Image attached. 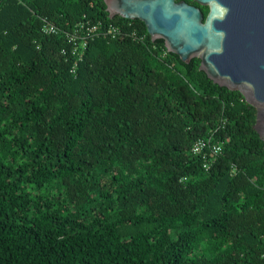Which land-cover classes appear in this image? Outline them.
I'll return each mask as SVG.
<instances>
[{"label": "trees", "instance_id": "16d2710c", "mask_svg": "<svg viewBox=\"0 0 264 264\" xmlns=\"http://www.w3.org/2000/svg\"><path fill=\"white\" fill-rule=\"evenodd\" d=\"M84 18L122 31L73 73ZM199 64L103 0H0V264H264L256 109ZM212 131L205 170L191 145Z\"/></svg>", "mask_w": 264, "mask_h": 264}, {"label": "water", "instance_id": "95a60500", "mask_svg": "<svg viewBox=\"0 0 264 264\" xmlns=\"http://www.w3.org/2000/svg\"><path fill=\"white\" fill-rule=\"evenodd\" d=\"M109 17L144 22L152 39L214 83L238 90L256 109L253 128L264 140V0H103Z\"/></svg>", "mask_w": 264, "mask_h": 264}, {"label": "built area", "instance_id": "2783aa9c", "mask_svg": "<svg viewBox=\"0 0 264 264\" xmlns=\"http://www.w3.org/2000/svg\"><path fill=\"white\" fill-rule=\"evenodd\" d=\"M43 25L42 31L45 33H58L59 29L52 23L48 22L46 18H42ZM122 31L121 26L115 25L111 22H103L101 20L91 21L84 18L78 21L72 29L63 31L66 40L69 44L70 53L75 56V60L71 66V72L75 73L77 69V63L82 59L88 42L96 36H108L114 37ZM132 34H135L134 30ZM139 39H143V36H139ZM62 53L66 52L63 48ZM224 123V122H222ZM223 143L220 139H215L213 131L204 137H199L191 145V152L195 155H199L202 160V167L207 170L212 163L218 158L222 152Z\"/></svg>", "mask_w": 264, "mask_h": 264}, {"label": "flooded vegetation", "instance_id": "af4514ba", "mask_svg": "<svg viewBox=\"0 0 264 264\" xmlns=\"http://www.w3.org/2000/svg\"><path fill=\"white\" fill-rule=\"evenodd\" d=\"M206 8H207V11H208V6H206Z\"/></svg>", "mask_w": 264, "mask_h": 264}]
</instances>
